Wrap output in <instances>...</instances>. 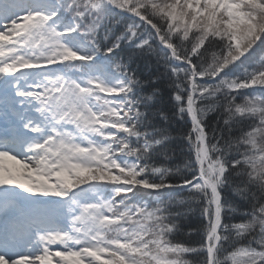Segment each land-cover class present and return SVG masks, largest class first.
<instances>
[{
  "label": "snow or ice",
  "instance_id": "6c2138e0",
  "mask_svg": "<svg viewBox=\"0 0 264 264\" xmlns=\"http://www.w3.org/2000/svg\"><path fill=\"white\" fill-rule=\"evenodd\" d=\"M0 264H264V0H0Z\"/></svg>",
  "mask_w": 264,
  "mask_h": 264
},
{
  "label": "trees",
  "instance_id": "16d2710c",
  "mask_svg": "<svg viewBox=\"0 0 264 264\" xmlns=\"http://www.w3.org/2000/svg\"><path fill=\"white\" fill-rule=\"evenodd\" d=\"M132 67L138 69V72L142 73L147 78L150 72H155L157 70L155 55L149 57L144 54H137L134 57ZM158 87L160 88L161 94L158 98L156 107L165 112H169L170 114V110L174 102L171 99V93L168 89L166 81H162ZM208 119L211 123L215 119V116L210 114ZM153 123L158 127H167L169 129L171 139L161 151H167L168 166L180 168L183 172L184 165L192 159L189 144L183 138V135L187 132L190 125L186 122H180L174 119L165 124V122L160 120L158 117L153 120ZM235 219L238 222L240 217L237 215ZM205 222L206 221L204 217H202L200 209L194 206V210L188 211L181 218L182 230L176 239L179 241L190 242L193 245L198 244L203 240L202 229ZM187 258L196 259L191 256ZM202 258L203 255L199 257V259Z\"/></svg>",
  "mask_w": 264,
  "mask_h": 264
}]
</instances>
